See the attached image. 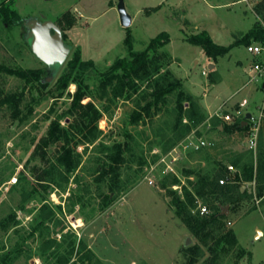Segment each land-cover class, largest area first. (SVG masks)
<instances>
[{"label":"rangeland","instance_id":"1","mask_svg":"<svg viewBox=\"0 0 264 264\" xmlns=\"http://www.w3.org/2000/svg\"><path fill=\"white\" fill-rule=\"evenodd\" d=\"M240 1L124 0L127 13L133 19L125 28L121 24L118 0H0V7L11 5L24 20L23 25L15 26L4 23L0 16V64L14 70H44L48 67L31 50L30 21L56 23L62 30L65 44L71 49L67 61L79 51L81 60L94 61L101 71L117 59L129 57L128 45L124 42L128 35L133 50L140 52L152 39L166 32L169 40L159 52L168 55L165 61L169 69L176 78L186 81L187 90L199 98L206 116L202 123L193 126L189 137L210 142L212 148L207 152L224 168L234 166L242 177L247 165H252L256 172L261 153L264 156V77L251 81V68L256 59L243 44L234 46L217 60L214 68L209 69V63L213 62L202 48L185 41L186 36L205 31L215 44L229 47L249 32L255 22L264 25V0ZM259 3L262 5L260 14L256 11ZM158 6V10H153ZM67 61L60 66L48 67L53 76L46 88L26 86L16 76L0 75V247L3 243L10 246L16 241L13 229L5 234L1 223L15 213L20 222L18 229H24L22 235L27 234L36 210L42 200H46L62 205L66 223L75 229L103 264H186L185 248L200 242L174 214L169 205L171 198L162 189L161 180L167 165L161 164L160 160L153 162L155 154H163L158 146L160 141L165 139L166 142L175 136V95H170L159 109L152 108L151 115L139 125H130L137 103L141 101L144 106L149 99L143 94L149 91L147 84L139 82L138 92L130 90L129 100L118 98L107 102L101 99L99 82L88 81L93 97H85L82 103L93 102L103 111L108 108L98 123L102 134L95 143L77 147L82 160L75 174L57 178L56 182H39L47 175L51 179L49 171L56 164L59 150L56 145H51L42 154L37 147L50 124L68 111L77 90L72 83L61 95L55 92ZM88 73L94 74L91 69ZM24 86L20 115L14 118L13 110L7 104L1 105V100L7 95L20 94ZM185 108H188L187 104ZM247 113L256 119L261 116L254 150L248 148L245 132L232 130V125L221 119L222 115L232 114L237 123L244 121ZM70 122L71 119L66 118L61 120V125L68 127ZM119 142L123 144L124 158L121 189L114 195L110 206L102 209L108 192V178L97 180L94 171L97 162L107 157L101 144L112 147ZM179 145L180 141L174 146L176 162H172L171 157L166 158V163L174 170L168 175L180 177L187 169L201 166L210 170L215 167L201 164L205 149L186 155L185 151H180ZM66 178H69L67 186ZM75 178L79 179V184ZM18 179L17 187L12 189ZM166 181L169 185L170 177ZM183 184H187L185 179ZM255 185V182H242L241 188L247 191V196L229 209L223 221L224 231L232 229L239 246L249 251L251 257L236 262L237 250L234 249L225 256L223 254L219 264H264V216L259 201L250 198L252 194L254 196ZM177 190L182 191L180 187ZM72 191L82 197L83 206H74V211L68 214ZM23 195H31L32 199L20 209ZM199 205L208 207L203 203ZM226 207L221 208L222 212ZM258 229L262 235L255 240ZM52 231L53 237H60L58 228H52ZM187 238L191 243L185 246ZM36 245L35 239H28L27 250L31 247L34 251ZM202 247L204 255L198 264L209 256L207 247ZM17 264L26 262L22 258ZM27 264L42 262L33 258Z\"/></svg>","mask_w":264,"mask_h":264},{"label":"trees","instance_id":"2","mask_svg":"<svg viewBox=\"0 0 264 264\" xmlns=\"http://www.w3.org/2000/svg\"><path fill=\"white\" fill-rule=\"evenodd\" d=\"M260 7H262L261 3L256 7L258 14H260ZM159 8L160 6L153 10L156 11ZM0 16L6 24L17 26L24 23L17 9L11 5H1ZM130 38L128 35L124 41L128 45L129 57L117 59L105 71L99 70L97 64L92 60H81L79 51L67 61L64 72L57 80L55 92L61 95L72 83L77 86V90L72 96L68 111L50 124L46 135L40 140L37 147V150L40 149L42 154H44L45 148L51 145H56L59 150L56 164L49 171L51 179L49 180L47 175L45 179H39L41 184L75 174L82 160V155L76 151L77 147L95 143L102 134V131L98 129V123L108 108L103 111L93 102L82 103L85 97H93L88 81L99 82L98 89L101 92V99L107 102H112L118 98L129 100L131 98L130 90L133 89L136 93L140 88L138 87L139 82L147 84L149 91H144L143 94L144 98L148 97L149 99L144 106L141 105V101L137 103L136 109L131 115L130 125H139L141 121L145 120V117L151 115L152 108L159 109L161 104L168 101L170 95H175L176 122L173 126L175 136L166 142L165 139L160 141L158 146L163 154H155L153 162L160 160L162 155L172 151L179 141L180 144L186 142L193 126L205 120L206 116L201 110L199 98L187 90L185 80L174 76L169 69L168 62L165 61L168 55L159 52L167 44L169 35L166 32L159 34L151 40L145 50L140 52L133 50ZM185 41L201 47L205 55L213 63H216L219 58L227 55L234 46L243 44L247 48L252 42H264V25L260 21L255 22L249 32L229 47L215 44L205 31L186 36ZM89 69L93 70L94 74L88 73ZM1 74L16 76L23 80L26 86H37L38 88H46L49 85V79L53 76L48 67L44 70H25L22 68L14 70L3 64H0ZM26 86L22 88L20 94L7 95L1 100V105L7 104L13 110L12 116L14 118H18L20 115L19 107L23 101ZM0 95H2V91H0ZM185 104L188 105L187 109ZM31 112L32 109L29 113ZM66 118L71 119V122L68 127H63L61 120ZM231 128L235 131L245 132L248 130V125L243 126V121H237ZM101 146L104 148L103 152L107 153V157L103 161L97 162L98 165L94 174L97 175V180L104 181L108 178V192L102 203V209H105L110 206L114 195L121 189V166L124 164V158L121 142L115 143L112 147L104 144ZM202 150L196 151L188 148L185 153L187 155L188 153L202 152ZM205 150L204 160L202 159L201 164L204 162L208 166H215L214 168L208 170L206 167L200 166L198 169H187L180 177L168 175L171 172H165L161 180L162 189L171 198L169 205L174 214L182 221L191 235L200 242V244L185 248L186 264H198L200 262L204 255L202 246H206L209 252V256L202 264H219L221 256L223 254L225 256L234 249L237 250V262L244 257H251V253L239 246L236 234L232 229L224 231L223 221L226 215L222 214L221 208L227 205L231 210L235 203L246 198L247 191L242 190V182H255L254 196L252 194L250 198L255 197L259 201L264 216V156H262L263 153L260 154L256 172L252 165H247L244 167L242 177L235 173L230 175L226 184L221 185L219 181L229 176L226 175L228 174L227 167L224 168L220 161L214 159L207 152V149ZM169 177L171 182L168 185L166 180ZM183 179L187 184L182 185ZM19 181L20 179L12 186V189L17 187ZM65 182L67 186L69 178H66ZM75 182L80 183L77 178H75ZM174 186L180 187L182 191L179 193L177 189H173ZM31 199V195H23L22 205L19 208L23 209L25 203L30 202ZM69 200H72V204L68 214L74 211V206H83L82 197L76 191H72ZM208 201L211 202V205L208 204ZM200 203L208 205V207L204 205L209 210L208 214H200ZM65 213L62 205H54L42 200L41 206L34 214L29 232L23 235L24 229H18L20 222L16 220V214H11L1 223V230L6 234L13 229L16 241L14 243L10 241V246L1 243L0 264H17L22 258L26 264L33 258L39 259L42 264H103L96 254L88 248L82 237H79L75 229L66 223ZM52 228L59 229V238L52 236ZM218 230L219 232H217ZM30 238L35 239L37 243L34 251L33 248L29 247L27 250L26 247Z\"/></svg>","mask_w":264,"mask_h":264},{"label":"water","instance_id":"3","mask_svg":"<svg viewBox=\"0 0 264 264\" xmlns=\"http://www.w3.org/2000/svg\"><path fill=\"white\" fill-rule=\"evenodd\" d=\"M118 12L120 14L121 24L127 28L132 23V17L127 13L124 0H118ZM30 47L32 52L40 59L46 66L51 67L54 65L64 64L71 52L70 47L65 44L62 30L58 25L52 21H30ZM213 65L209 66L212 69ZM252 117L251 113H247L243 126L248 124V120ZM223 215L229 214V207L224 209ZM262 235L261 230L256 231L255 240ZM191 243V239L187 238L185 246Z\"/></svg>","mask_w":264,"mask_h":264},{"label":"built area","instance_id":"4","mask_svg":"<svg viewBox=\"0 0 264 264\" xmlns=\"http://www.w3.org/2000/svg\"><path fill=\"white\" fill-rule=\"evenodd\" d=\"M248 1L249 0H241L240 2H248ZM247 52L256 59L251 68L252 74H253L251 77V81H255L258 78L264 77V43L259 44L257 42H253L249 44L247 46ZM203 74H205V72ZM235 117H238V115H236ZM221 119L228 125L235 124L234 116H232V114L222 115ZM260 120H261V116L257 119L254 116H252L248 120V124H247L248 130L245 131L244 133L246 137V143L248 144V148L251 150H254L257 146V136H258V131H259V123H260L259 121ZM193 139H194L193 137L192 138L188 137L186 142L181 143L178 146L180 147V151L182 150L185 151L188 148H192L196 151H199L201 149L209 150L212 148V144L203 138H199L197 140L195 139L193 140ZM176 151H177L176 149H173L168 154L161 156V159H160V162H162L161 164L165 163V165H167V168H165V172L174 173L173 168H171L170 165L166 163V160H167L166 158L171 157L172 162H176L177 160L175 157ZM227 170H228L229 176H227L226 178H222L219 181L221 185H224L229 181L230 175L237 173L236 169L232 165L227 166ZM150 184L153 186L152 181H150ZM173 188L178 189L179 187L174 186ZM199 210H200L201 215H205L209 213V210L206 206L199 205Z\"/></svg>","mask_w":264,"mask_h":264},{"label":"crops","instance_id":"5","mask_svg":"<svg viewBox=\"0 0 264 264\" xmlns=\"http://www.w3.org/2000/svg\"><path fill=\"white\" fill-rule=\"evenodd\" d=\"M126 11H127V10H126ZM131 17H132V16H131ZM132 20H133V19H132ZM211 64L213 65V68H214V66H216L215 63H209V66H210ZM204 103H205V100H204ZM207 151H210V149H209V150L207 149ZM203 164H205V163L203 162ZM205 165H206V164H205ZM229 212H230V211H229ZM258 230H259V229H258Z\"/></svg>","mask_w":264,"mask_h":264},{"label":"flooded vegetation","instance_id":"6","mask_svg":"<svg viewBox=\"0 0 264 264\" xmlns=\"http://www.w3.org/2000/svg\"><path fill=\"white\" fill-rule=\"evenodd\" d=\"M63 38H64V36H63ZM65 41V40H64Z\"/></svg>","mask_w":264,"mask_h":264},{"label":"bare ground","instance_id":"7","mask_svg":"<svg viewBox=\"0 0 264 264\" xmlns=\"http://www.w3.org/2000/svg\"><path fill=\"white\" fill-rule=\"evenodd\" d=\"M77 227V226H76Z\"/></svg>","mask_w":264,"mask_h":264}]
</instances>
